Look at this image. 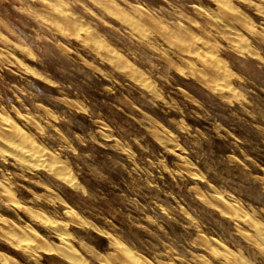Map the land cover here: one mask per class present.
Masks as SVG:
<instances>
[{
	"label": "rangeland",
	"instance_id": "rangeland-1",
	"mask_svg": "<svg viewBox=\"0 0 264 264\" xmlns=\"http://www.w3.org/2000/svg\"><path fill=\"white\" fill-rule=\"evenodd\" d=\"M131 258L264 264V0H0V264Z\"/></svg>",
	"mask_w": 264,
	"mask_h": 264
},
{
	"label": "bare ground",
	"instance_id": "bare-ground-1",
	"mask_svg": "<svg viewBox=\"0 0 264 264\" xmlns=\"http://www.w3.org/2000/svg\"><path fill=\"white\" fill-rule=\"evenodd\" d=\"M60 11H62V10H60ZM63 15H64L65 18H67V14L66 13L63 14ZM15 153H16L17 159L19 161H21L22 163H24V164L27 163L28 161H34V162L40 163V164H42L44 162L43 154L39 150H37L35 148H32V147H26V148H24V147L16 146L15 147ZM124 251H123V253H124ZM130 260H132V264H138L135 261V259L133 260L131 258Z\"/></svg>",
	"mask_w": 264,
	"mask_h": 264
}]
</instances>
